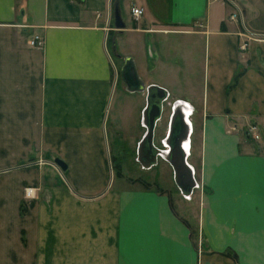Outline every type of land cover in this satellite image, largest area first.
Instances as JSON below:
<instances>
[{"label":"crops","instance_id":"crops-1","mask_svg":"<svg viewBox=\"0 0 264 264\" xmlns=\"http://www.w3.org/2000/svg\"><path fill=\"white\" fill-rule=\"evenodd\" d=\"M239 1L243 25L234 0H0V264H264V0ZM126 42L146 85L193 107L198 187L179 210L157 175L110 164L129 146L128 92L107 43L124 58Z\"/></svg>","mask_w":264,"mask_h":264},{"label":"water","instance_id":"water-1","mask_svg":"<svg viewBox=\"0 0 264 264\" xmlns=\"http://www.w3.org/2000/svg\"><path fill=\"white\" fill-rule=\"evenodd\" d=\"M113 16L115 27L123 28L124 24L117 7ZM119 79L126 92L145 94V106L141 114V125L145 131L137 143L136 161L144 169L156 165L158 159L167 162L172 169L173 181L180 195L189 200L193 190L198 187L194 169L188 162L192 132L189 117L193 113L192 105L180 99L171 102L166 135L160 142L161 146H156L154 132L157 122L162 117L164 103L168 100L169 92L156 84L146 85L138 75L131 56L123 58L119 68ZM52 163L62 172L67 169V164L60 158H54Z\"/></svg>","mask_w":264,"mask_h":264},{"label":"rangeland","instance_id":"rangeland-1","mask_svg":"<svg viewBox=\"0 0 264 264\" xmlns=\"http://www.w3.org/2000/svg\"><path fill=\"white\" fill-rule=\"evenodd\" d=\"M235 4L231 5L229 3L228 8L237 15L238 17V21L240 23H242L243 25V21L241 19V10H242V4L240 3L239 0H234ZM250 37L249 36H245L243 37V41L245 42H249ZM126 47L124 49V53L126 55H130L133 57L135 64H136V57H137V42H126ZM107 49H109V53L111 55V59H112V68H113V81L115 83V85L117 87H124V85L122 84V82L119 79V68L122 65L123 62V56L117 54V51H113L111 50V48L109 47V43H107ZM138 72V70H137ZM139 73V72H138ZM140 76V74H139ZM141 77V76H140ZM197 77L200 78V70L198 69V73H197ZM142 78V77H141ZM143 79V78H142ZM145 81V83H150V80L145 79L143 80ZM156 82L159 83V80H156ZM127 97V110L124 106V112H125V118H126V126L128 128V134H126V140H127V144L129 145L127 149H121L122 151L112 155L110 158V164L111 167H113V169H115V172L117 173L118 176H123L125 178H128L129 180H132L133 182H136V179H148L151 180V178L153 176H156V181L159 183V185L161 186H165L164 189H169L172 190L173 193V199L174 202L176 204L177 209L179 210V202L182 203H187L188 201L186 199H180L177 193V187L174 184L173 181V176H172V172H171V168L170 166L162 159L158 160L157 165L150 171H144V170H140L138 167L137 162L135 161V148L133 146V144L131 143L132 141H134V137H136L139 134V130L136 129L137 126H135V123L133 122L138 121L137 116H135V113L133 115V103L137 104L139 102V100L142 99V97L138 94H129L126 93L125 94ZM144 96V95H143ZM176 97V96H175ZM172 94H169L168 100L164 103V110L162 113V117L160 119L159 122H157V127L155 128V132H154V138H155V145L160 146V137L162 136L163 132L166 130L167 127V120H168V115L170 113V104L175 98ZM140 98V99H139ZM139 99V100H138ZM134 116V117H133ZM135 126V127H134ZM136 134V135H135ZM34 161V160H33ZM40 160H38V163ZM118 178V177H117ZM115 182H118V179H116L115 176ZM145 182V181H143ZM196 192V190H195ZM194 192V195H195ZM194 200V197H193Z\"/></svg>","mask_w":264,"mask_h":264},{"label":"built area","instance_id":"built-area-1","mask_svg":"<svg viewBox=\"0 0 264 264\" xmlns=\"http://www.w3.org/2000/svg\"><path fill=\"white\" fill-rule=\"evenodd\" d=\"M131 15L134 19H138L141 14L143 13V10L141 8H138V7H132L131 10ZM236 17V14L234 13L231 18H235ZM30 44L33 45V46H41L42 45V39L39 37V36H35V38L33 40L30 41ZM247 45H248V42H245V41H241V43L239 44L238 48H239V51H244L246 50L247 48ZM255 127L254 126H249L247 129H246V134H248L250 137H252L253 139H257L258 138V135L255 133ZM34 195V189L33 188H25V191H24V196L25 198H30Z\"/></svg>","mask_w":264,"mask_h":264},{"label":"trees","instance_id":"trees-1","mask_svg":"<svg viewBox=\"0 0 264 264\" xmlns=\"http://www.w3.org/2000/svg\"><path fill=\"white\" fill-rule=\"evenodd\" d=\"M144 185H150V184H147V182H144ZM160 190V189H159ZM160 191H162V190H160ZM195 232V230H193V229H191V233H194Z\"/></svg>","mask_w":264,"mask_h":264},{"label":"flooded vegetation","instance_id":"flooded-vegetation-1","mask_svg":"<svg viewBox=\"0 0 264 264\" xmlns=\"http://www.w3.org/2000/svg\"><path fill=\"white\" fill-rule=\"evenodd\" d=\"M164 110V109H163ZM168 121H169V118H168V120H167V125H168Z\"/></svg>","mask_w":264,"mask_h":264}]
</instances>
